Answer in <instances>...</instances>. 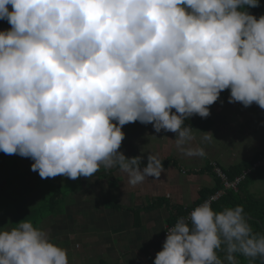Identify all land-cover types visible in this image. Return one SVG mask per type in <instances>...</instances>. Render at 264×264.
<instances>
[{"label":"clouds","instance_id":"obj_1","mask_svg":"<svg viewBox=\"0 0 264 264\" xmlns=\"http://www.w3.org/2000/svg\"><path fill=\"white\" fill-rule=\"evenodd\" d=\"M245 6L259 0H0V151L31 158L42 179L118 166L135 187L164 171L156 154L141 168L118 151L139 121L204 157L189 117L207 118L226 89L230 103L264 109V15ZM17 225L0 230V264H69L42 229ZM237 253L264 257V235L242 205L205 201L167 229L154 264H238Z\"/></svg>","mask_w":264,"mask_h":264},{"label":"crops","instance_id":"obj_2","mask_svg":"<svg viewBox=\"0 0 264 264\" xmlns=\"http://www.w3.org/2000/svg\"><path fill=\"white\" fill-rule=\"evenodd\" d=\"M229 96V89L222 91L219 99L209 106L207 118L193 115L185 121L186 126L194 128L193 143L205 149L204 157H187L179 152L173 132L162 129L157 133L151 123L126 124L118 151L129 158L142 156L141 168L147 164L149 152L158 155L164 164L159 180L149 177L143 184L132 187L127 174L118 166H101L92 177L80 182L77 198L81 201L66 204V209L59 208L58 201L60 204L67 201L64 193L63 200H55L42 222L36 218L26 220L42 229L51 242L67 250L69 264H154L157 252L162 250L167 226L184 218L183 213L206 197L215 195L220 181L223 187L218 192L225 190V182L215 170V163L231 179L236 167L250 163L249 167L238 171L236 176H239L264 161V138L253 136L264 127V112L261 113L264 109L256 103L245 107L237 102L246 114L231 123L226 120V111L237 108V104L230 103ZM201 131L211 132L215 138L202 142L204 133ZM252 185H255L254 190H263L264 175L251 183V192ZM229 192L232 191L226 195ZM62 194L59 189L54 196L57 199ZM19 217L24 219L23 212L2 219L16 223ZM173 220L175 222L171 223ZM224 255L221 252L220 257L223 259Z\"/></svg>","mask_w":264,"mask_h":264},{"label":"rangeland","instance_id":"obj_3","mask_svg":"<svg viewBox=\"0 0 264 264\" xmlns=\"http://www.w3.org/2000/svg\"><path fill=\"white\" fill-rule=\"evenodd\" d=\"M235 104H237V108L233 107L226 111V120L231 123L235 122L236 119L242 118V114H246V112L242 111L239 103L236 102ZM263 112L264 110L261 113ZM253 136H257L258 139H261L262 136L264 138V127L259 134ZM17 158L4 163L0 162V185L1 183L3 185L7 183L5 177L7 171L14 169L18 172L15 180L10 183L11 188L8 191V196L2 195L0 197V229L6 230L16 227L18 226L16 223L27 218L31 220L36 218L39 223L42 222L43 218L49 215V209L54 205L55 200H63L64 193L67 195V201L65 200L66 203L64 204H60L58 201L57 206L59 208L64 209L66 204L75 205L74 203L78 200L81 201V199L77 198V195L80 193V182L85 177L81 176L76 180H72L58 175L42 179L38 172L31 170V161H33L31 158L21 157L20 155ZM253 188H255V185H252L251 189L257 198H264V189L256 188L254 190ZM59 189H61L63 194L56 199L54 195L58 193ZM20 212H23L24 219L19 217L16 223L2 219V217L8 219L11 214L15 213L16 215Z\"/></svg>","mask_w":264,"mask_h":264},{"label":"trees","instance_id":"obj_4","mask_svg":"<svg viewBox=\"0 0 264 264\" xmlns=\"http://www.w3.org/2000/svg\"><path fill=\"white\" fill-rule=\"evenodd\" d=\"M246 7V10L259 18L261 15H264V0H259V6L258 7ZM10 28V25L6 20L0 19V31L6 30ZM228 89H226V92ZM264 155V152H263ZM19 156V155H18ZM17 154L13 155H8L5 154L4 152L0 151V162L4 163L9 160H16L18 159ZM20 161V158H19ZM250 163H246L244 165H241L239 167H236L237 170L233 171L232 174L229 175L234 179L236 174H238V171L240 173V170H242L244 167H249ZM18 170V169H17ZM16 172L14 169H11L10 171H7L5 174L6 181L5 185L1 183L0 185V197L2 195H7L8 196V191L10 190V183L13 182L16 178ZM264 175V164L261 165L260 168H258L255 171H252L241 183L239 191L238 192H229L221 201L218 203H215L213 205V209L217 212L222 211L224 208L227 207H235L237 205H242L244 209V214L246 216V219L248 220L249 225L252 228V231L254 234L257 235H264V198H257L251 191L249 186L251 185L252 182H254L257 178L260 176ZM220 186L219 188L215 191L218 192L219 190L222 189L223 183L220 181ZM3 185V186H2ZM57 196V195H56ZM54 196V197H56ZM211 196V195H210ZM206 197L203 201L195 205L192 209H195L197 206L201 205L205 201L209 200L211 197ZM191 209V210H192ZM189 212V211H188ZM188 212H185L182 214V216H186ZM249 218V219H248ZM175 220H173L174 223ZM218 255H221V252L218 253ZM238 264H264V257H256V258H249L245 257L242 254H235Z\"/></svg>","mask_w":264,"mask_h":264},{"label":"built area","instance_id":"obj_5","mask_svg":"<svg viewBox=\"0 0 264 264\" xmlns=\"http://www.w3.org/2000/svg\"><path fill=\"white\" fill-rule=\"evenodd\" d=\"M9 8H11V6H9ZM262 163H264V161L254 164L252 168L245 170L242 174H240L239 176H236L233 180L228 177L227 173L220 167V165L218 163H215V165H214L215 170L218 172V174L221 176V178L225 182V190L216 193L209 200H207V202H209L211 207H213V205L215 203L219 202L223 197L226 196V193L228 191H238L239 186L241 185L242 181L251 173V171H253L257 167L261 166ZM193 210L194 209H192L188 213V215L183 218V219H185V221H188L190 213ZM174 225H175V223L167 226L166 231L164 233L163 240H162V248H163V243H164L166 236H167V229L173 227Z\"/></svg>","mask_w":264,"mask_h":264},{"label":"bare ground","instance_id":"obj_6","mask_svg":"<svg viewBox=\"0 0 264 264\" xmlns=\"http://www.w3.org/2000/svg\"><path fill=\"white\" fill-rule=\"evenodd\" d=\"M264 163H262V165H263Z\"/></svg>","mask_w":264,"mask_h":264}]
</instances>
